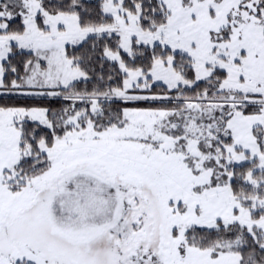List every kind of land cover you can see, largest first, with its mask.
<instances>
[{
  "label": "snow or ice",
  "instance_id": "6c2138e0",
  "mask_svg": "<svg viewBox=\"0 0 264 264\" xmlns=\"http://www.w3.org/2000/svg\"><path fill=\"white\" fill-rule=\"evenodd\" d=\"M0 264H264V0H0Z\"/></svg>",
  "mask_w": 264,
  "mask_h": 264
}]
</instances>
